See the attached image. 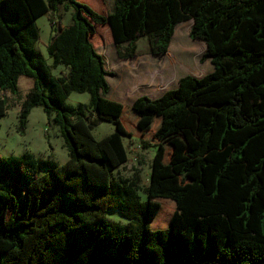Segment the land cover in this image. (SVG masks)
Returning <instances> with one entry per match:
<instances>
[{"label":"trees","instance_id":"16d2710c","mask_svg":"<svg viewBox=\"0 0 264 264\" xmlns=\"http://www.w3.org/2000/svg\"><path fill=\"white\" fill-rule=\"evenodd\" d=\"M60 6L73 9L72 23L59 18L54 29ZM44 15L51 63L36 46ZM190 20L212 72L126 106L108 98L99 26L126 60L142 38L165 54ZM22 77L32 80L22 131L41 107L69 159L0 155V264H264V0H114L108 15L80 0H0V117L2 92L18 95ZM73 92L89 93V104H68ZM102 121L116 131L96 139ZM124 136L156 148L145 201L136 180L114 175L128 160Z\"/></svg>","mask_w":264,"mask_h":264},{"label":"rangeland","instance_id":"374dc122","mask_svg":"<svg viewBox=\"0 0 264 264\" xmlns=\"http://www.w3.org/2000/svg\"><path fill=\"white\" fill-rule=\"evenodd\" d=\"M92 1L96 6L101 4L98 0ZM90 3L87 4L100 12L96 6ZM105 4L114 8V0H105ZM72 14L73 9L65 10L63 6H60L56 15V22L60 18L63 26H69L72 23ZM191 22L190 20L181 23L180 25L185 23L187 25L180 27L175 38L173 39L172 37L171 48L169 47L168 50L176 58V62L173 61V63L170 61L173 58L165 56L168 51L163 55H151L146 38L140 39L137 43L139 57L121 60L117 56L109 27L107 25L99 26L96 35L93 37V43L96 49L102 53L108 72L113 73L107 76L111 89L108 98L121 102L126 106L132 104L133 100L141 95L155 97L162 91L176 87L178 80L182 76H203L212 72L214 66L211 60L201 61L203 54L207 50L206 44L190 38V29L193 24ZM36 25L40 36L36 45L37 49L51 63L46 46L54 30H52L48 15L37 19ZM54 27V29L58 28V22L55 23ZM186 43L190 46H202V48L198 54H188L181 50ZM188 68H192V70L188 71ZM63 69L62 66L55 69L53 71L54 75H59ZM31 87L32 80L22 77L19 81L18 95H13L9 91L3 92L8 102V110L5 116L0 117V155L21 157L26 152H29L39 161L51 160L63 164L69 159V155L59 127L54 121H48L41 107H36L31 111L24 131L21 129V104ZM89 102V93L73 92L67 100V103L73 106L88 105ZM115 131L116 125L109 121H102L92 127V133L96 139H101ZM123 139L128 152V160L115 171L114 175L117 179L136 180L141 189L139 191L141 200L145 201L147 200V195L144 193L143 188L150 181L151 165L156 148L150 147L146 149L137 140H132L126 136ZM173 209L171 208V210ZM106 217L109 221L125 222L118 210H108Z\"/></svg>","mask_w":264,"mask_h":264},{"label":"crops","instance_id":"0c3cea01","mask_svg":"<svg viewBox=\"0 0 264 264\" xmlns=\"http://www.w3.org/2000/svg\"><path fill=\"white\" fill-rule=\"evenodd\" d=\"M82 2H87V3H90L91 5H93V6H96L95 5V3L92 1V0H81ZM98 1H100L101 2V4H99V6H96L98 9H99V11H100V13H102V14H105V15H108L112 10H113V8L112 7H109V6H107L106 4H105V0H98ZM104 3V4H103ZM192 21V20H191ZM191 23H193V21L191 22ZM177 28V27H176ZM177 30L178 29H176V32H175V34L173 35L174 36V38H175V35H176V33H177ZM173 38V39H174ZM173 43V42H172ZM202 45H204V44H202ZM199 47V46H198ZM171 48V47H170ZM200 48V50H201V48H202V46H200L199 47ZM98 52H99V50H97ZM168 52H170L169 50H168ZM167 52V53H168ZM101 55H102V53L101 52H99ZM172 53V52H171ZM137 54H138V52H137ZM173 54V53H172ZM151 55H153V54H151ZM103 56V55H102ZM165 56H166V54H165ZM137 57H139L138 55H137ZM173 57L175 58V56L173 55ZM122 60V59H121ZM207 60V59H206ZM106 70H107V68H106ZM108 71V70H107ZM206 73V72H205ZM196 77H201V76H196ZM31 89V88H30ZM165 91H162V92H160V94H158L157 96H155V97H152L151 96V98H156V97H159V96H161L163 93H164ZM3 93V92H2ZM4 94V93H3ZM5 95V94H4ZM150 97V96H149ZM135 100V99H134ZM133 100V101H134ZM123 142H124V139H123ZM125 145V144H124ZM126 147V146H125ZM127 149V148H126ZM122 167V166H121Z\"/></svg>","mask_w":264,"mask_h":264}]
</instances>
